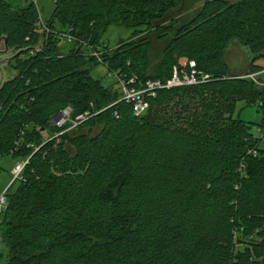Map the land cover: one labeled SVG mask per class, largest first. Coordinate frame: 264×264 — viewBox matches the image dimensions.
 Wrapping results in <instances>:
<instances>
[{
    "label": "trees",
    "instance_id": "1",
    "mask_svg": "<svg viewBox=\"0 0 264 264\" xmlns=\"http://www.w3.org/2000/svg\"><path fill=\"white\" fill-rule=\"evenodd\" d=\"M186 1L55 0L42 27L36 0H0V37L27 48L0 87V162L29 159L7 188L0 264H264V136L254 131L264 135V86L232 74L226 55L239 43L250 71L264 68V0H206L172 15ZM111 25L154 31L157 70L148 36L95 50ZM191 60L211 79L159 88L141 116L92 75L106 64L141 88ZM239 101L261 122L235 117ZM68 106L93 114L77 128L88 130L54 137L65 128L52 118Z\"/></svg>",
    "mask_w": 264,
    "mask_h": 264
},
{
    "label": "rangeland",
    "instance_id": "2",
    "mask_svg": "<svg viewBox=\"0 0 264 264\" xmlns=\"http://www.w3.org/2000/svg\"><path fill=\"white\" fill-rule=\"evenodd\" d=\"M229 1H238V0H229ZM13 2L17 4L24 5L25 0H13ZM206 0H187L186 3L183 5L182 11L174 12L172 15L178 16L182 15L184 13H189L193 11L196 13L199 9L203 7L205 4ZM36 3L38 4L39 8L41 9L44 7V11H41V16L44 17L45 19L48 20V18L51 16L54 8H55V0H36ZM138 27V28H137ZM134 28H128L125 25H111L109 28H107L104 33L101 36V39L99 42H94L95 46L99 47L95 50L103 52H107L108 49H115L118 47V45L125 40H138L141 39L142 36H148L150 37L154 44L151 47L150 50V68L152 72L157 70V68L160 65V62L162 60V46L163 42H157L156 41V33L154 31L149 32L147 26H137ZM140 33V34H139ZM136 34V35H135ZM62 45L65 48V50H68L70 48V44L67 41H62ZM4 45L2 44L0 46V49H3ZM101 47V48H100ZM13 53V51H11ZM10 53V54H11ZM227 60L230 64L231 67V72L232 74L236 75H244L247 72L250 71V63H251V58L252 55L248 54L247 51L244 49V47L239 44V43H233L231 46H229L227 50ZM249 56V57H248ZM2 57V56H1ZM257 63L263 64L264 65V58L260 57L257 59ZM3 68H4V82L7 80L14 78L17 74V72L14 70V68L9 65L8 63H3ZM92 75L95 78L101 79L103 84L106 86H112L115 90L121 91V84L117 80V76L115 75L114 72H111L110 69L104 64H99L96 67H93L92 69ZM0 77H1V72H0ZM3 82V83H4ZM234 116L235 117H241L245 120L248 121H253V122H261L262 120V115L257 111V106H250L247 105L244 101H239L236 104V108L234 110ZM258 126V125H257ZM28 128H31V125H28ZM88 128H85L83 130L81 129H73L70 131L73 135L78 134L79 132L82 131H87ZM255 133L257 136L261 135L260 131L258 128H256ZM97 132V131H96ZM95 132V133H96ZM51 131L45 132L44 135L46 137L49 136ZM57 143L60 142V138H56ZM262 145L264 146V139L262 141ZM20 161L19 159L14 158L13 156H7L3 158L0 162V192L3 191L8 183L11 181L12 177L10 174H12V169L14 165ZM18 182V181H17ZM18 185V183H16ZM14 185L13 189L16 187ZM251 237H245L244 240L246 242H250ZM253 240L255 242L261 241V237L254 235ZM242 240V239H241ZM238 238L236 240V243H238V246H240V242ZM242 243V242H241ZM245 245L240 246L241 248H244ZM6 245L2 241L1 238V229H0V251H6ZM261 260V258H260Z\"/></svg>",
    "mask_w": 264,
    "mask_h": 264
},
{
    "label": "built area",
    "instance_id": "3",
    "mask_svg": "<svg viewBox=\"0 0 264 264\" xmlns=\"http://www.w3.org/2000/svg\"><path fill=\"white\" fill-rule=\"evenodd\" d=\"M39 24L42 27H46V23L44 18L42 17L39 21ZM50 31V29H48ZM60 37L71 39L72 36L67 31L59 33ZM99 60H101V53L92 52ZM102 61V60H101ZM106 65V64H104ZM107 66V65H106ZM108 67V66H107ZM244 78H249L260 86H264V68L249 71L246 74L240 76ZM211 79V75L208 73H204L203 71L198 69L197 62L195 60H191L189 62V67L187 69H181L177 66L174 67L172 76L167 81H162L161 79H150L148 80L143 87L137 88L136 86H132V83H135L136 78H131L129 80H125L123 78H119V82L121 84V89L123 91L122 99L133 103L134 113L137 116L143 115L149 108L150 103L148 101V96L155 95L159 88H172L184 85H197L202 82H206ZM93 114L90 111L82 112L77 115H73V109L71 106L66 107L62 111L59 112V116L55 119H52L54 125L59 128H65L63 131L55 134L54 137L59 136L61 133L66 131H71L73 129L78 128L84 121L90 118ZM259 131L261 129L258 128ZM261 133V132H260ZM263 137L261 134L259 137ZM257 151L254 150L253 154L257 155ZM29 159L21 160L17 162L12 169V179L11 182L6 186V188L0 192V220L3 212L7 208L8 203V195L7 188L13 183V181L21 179L22 171Z\"/></svg>",
    "mask_w": 264,
    "mask_h": 264
},
{
    "label": "water",
    "instance_id": "4",
    "mask_svg": "<svg viewBox=\"0 0 264 264\" xmlns=\"http://www.w3.org/2000/svg\"><path fill=\"white\" fill-rule=\"evenodd\" d=\"M44 10V8H43ZM4 45L3 49H0V72H1V77H0V87L2 86L4 82V68H3V63H8L10 60L15 58V56L21 54L23 51H26L27 48L24 49H19L13 53H11L12 49L8 45V39L6 36L0 37V46ZM11 53V54H10ZM2 56V57H1ZM59 116V112L53 116L52 119H55Z\"/></svg>",
    "mask_w": 264,
    "mask_h": 264
}]
</instances>
